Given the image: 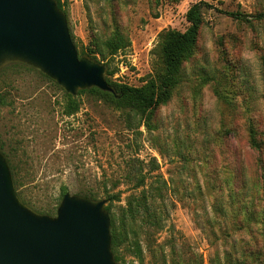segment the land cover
Returning <instances> with one entry per match:
<instances>
[{
	"label": "rangeland",
	"instance_id": "rangeland-1",
	"mask_svg": "<svg viewBox=\"0 0 264 264\" xmlns=\"http://www.w3.org/2000/svg\"><path fill=\"white\" fill-rule=\"evenodd\" d=\"M62 1L80 55L116 30L128 37L101 63L140 86L164 69L159 34L184 30L199 0ZM204 1L213 7L204 8L196 49L150 115L89 91L74 95L80 107L67 115L66 91L39 70L0 69V149L18 165L27 205L55 215L63 186L118 194L120 222L129 196L154 197L128 225L141 257L126 239L117 264H264V19L225 12L262 11L264 0Z\"/></svg>",
	"mask_w": 264,
	"mask_h": 264
},
{
	"label": "water",
	"instance_id": "water-1",
	"mask_svg": "<svg viewBox=\"0 0 264 264\" xmlns=\"http://www.w3.org/2000/svg\"><path fill=\"white\" fill-rule=\"evenodd\" d=\"M27 64L67 93L97 87L115 93L106 66L80 55L56 0H0V69ZM106 198L66 192L55 215L17 194L0 150V264H117Z\"/></svg>",
	"mask_w": 264,
	"mask_h": 264
},
{
	"label": "trees",
	"instance_id": "trees-1",
	"mask_svg": "<svg viewBox=\"0 0 264 264\" xmlns=\"http://www.w3.org/2000/svg\"><path fill=\"white\" fill-rule=\"evenodd\" d=\"M58 6L65 12L64 4L62 0H56ZM210 6V4L204 0H199L193 3L186 12V18L188 21V26L184 30H177L174 28H168L163 30L159 34L160 42V53L164 65L163 71L154 76L152 74L149 76L145 83L140 86L130 85L126 82H121L114 79L112 76L115 73V69H110L106 71V79L108 83L114 87L115 93L101 90L97 87H92L88 89H81L78 93L82 92H94L98 93L102 97L107 98L117 107L130 108L136 112L142 114L150 115V113L160 104L166 103L173 94L174 89L179 84L181 80V69L183 63L187 60L194 52L197 46L200 28L204 23V8ZM213 7V6H210ZM217 9V8H216ZM226 13L244 20H262L264 19V10L255 13H246L241 11H225ZM116 33L106 39L102 46L96 44L95 48H87V50H82V55H87L102 62L107 60L109 56H115L120 50L125 48L129 39L120 30H116ZM98 55L101 56V60L98 59ZM21 65L28 68L35 69L27 64L15 62L13 65ZM43 74L42 72H40ZM49 80L56 81L43 74ZM68 101L65 106V113L67 115H72L78 111L80 105L77 98L65 92ZM1 148V147H0ZM2 150V149H0ZM4 153V152H3ZM9 162V166L13 175L15 189L21 185L18 165L14 162L8 153H4ZM145 178L141 176L136 186L144 185ZM67 192L66 188L63 186V195ZM118 194H107L106 209L110 213L111 217V235H112V251L114 253L115 260L118 262L122 261V244L127 239V247H131L136 255L140 258L142 255V244L136 231L128 227L129 224L136 218H141L147 216V206L149 205V198L154 199L153 196H148L145 191L141 190L138 195H133L128 198L127 207L124 208L123 215L120 218V222L117 221L116 215L112 210V200L115 199ZM83 196L90 197L92 199H98V194L92 191H84ZM120 197V196H119ZM25 200V199H24ZM42 212H52L51 209L44 210Z\"/></svg>",
	"mask_w": 264,
	"mask_h": 264
}]
</instances>
